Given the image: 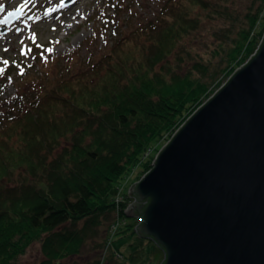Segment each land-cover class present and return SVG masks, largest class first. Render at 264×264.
Wrapping results in <instances>:
<instances>
[{
    "label": "trees",
    "instance_id": "obj_1",
    "mask_svg": "<svg viewBox=\"0 0 264 264\" xmlns=\"http://www.w3.org/2000/svg\"><path fill=\"white\" fill-rule=\"evenodd\" d=\"M235 1L172 0L162 21L123 40L106 65L73 74L62 88L46 81L16 112L0 111V264H23L36 243L40 264L80 254L90 231L79 229L80 222L109 216L133 167L150 172L148 152L260 50L264 0H255L248 13L234 8ZM205 30L212 46L202 53ZM142 34L147 41H140Z\"/></svg>",
    "mask_w": 264,
    "mask_h": 264
},
{
    "label": "water",
    "instance_id": "obj_2",
    "mask_svg": "<svg viewBox=\"0 0 264 264\" xmlns=\"http://www.w3.org/2000/svg\"><path fill=\"white\" fill-rule=\"evenodd\" d=\"M130 188L162 264H264V41Z\"/></svg>",
    "mask_w": 264,
    "mask_h": 264
},
{
    "label": "rangeland",
    "instance_id": "obj_3",
    "mask_svg": "<svg viewBox=\"0 0 264 264\" xmlns=\"http://www.w3.org/2000/svg\"><path fill=\"white\" fill-rule=\"evenodd\" d=\"M171 1L95 0L88 9L89 17L84 25H80L77 29L73 28L72 35H69L67 40L58 41L44 28L36 27L21 42H13L8 47L0 49L1 113L4 114L6 108L16 112L19 103L21 106L26 105V103H22L23 100L30 102L44 88L46 81L51 87L60 86L62 88L73 74L78 71H87L88 67L99 65L100 61L108 58L109 52L116 48L118 51L122 47L123 40L129 39V37L133 38L136 32L138 35L141 34L144 27H149L150 30L158 21H162L167 14L165 10ZM254 4L255 0H236L234 8L248 13ZM22 15V10H7L0 19V36L5 34V26L8 23L16 21ZM215 24L222 28L225 21L218 20ZM200 32L196 37H199ZM76 33L82 40L75 42L74 35ZM142 35L138 38H143ZM203 35L204 38L199 39L203 45L198 47V52L202 53L208 52V47L212 46L210 32L205 30ZM68 40L71 44L70 47H68ZM211 48L214 49V47ZM205 58L213 59L217 63L221 60L220 55L208 54ZM228 78L229 75L220 79L222 82L219 80L218 83H220H217L218 86L211 92L215 90V94L221 84L227 83ZM196 112L170 138L152 148L153 150L148 152L145 159H149L151 156L155 162L160 151L162 152V149L172 141L173 137ZM140 170L139 165L134 166L127 177L122 180L119 186V196L114 202V210L109 216H97L90 224L85 221L80 222L77 227L84 229L88 225L89 236L85 240L80 254L62 262V264L162 263L165 256L156 250L150 241L138 237L136 228L141 221L126 216V212L122 213L121 211V209L129 210L134 203V199L129 197L131 186L141 182L149 173H141ZM67 227L71 230L77 229L73 224ZM28 250L27 254L21 258V262L23 264H40L44 259L42 245L36 243ZM158 255H162L161 260L158 259Z\"/></svg>",
    "mask_w": 264,
    "mask_h": 264
},
{
    "label": "bare ground",
    "instance_id": "obj_4",
    "mask_svg": "<svg viewBox=\"0 0 264 264\" xmlns=\"http://www.w3.org/2000/svg\"><path fill=\"white\" fill-rule=\"evenodd\" d=\"M93 2L95 0H0V19L7 10L19 9L23 13L19 19L5 26V34L0 36V49L8 47L13 42H21L36 27L44 28L58 41L67 40L69 35H72L73 28L77 29L80 25H84L89 17L88 9ZM74 38L75 42L82 40L77 33ZM147 40V36L143 35L140 41ZM67 42L70 47L69 40ZM99 64L106 65L107 60L100 61ZM81 72L78 71L76 74ZM212 98L211 96L201 107Z\"/></svg>",
    "mask_w": 264,
    "mask_h": 264
}]
</instances>
